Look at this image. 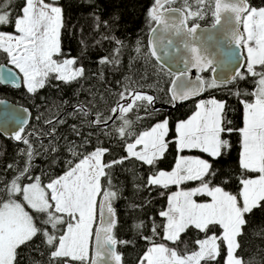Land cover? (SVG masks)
Masks as SVG:
<instances>
[{"label":"snow or ice","instance_id":"1","mask_svg":"<svg viewBox=\"0 0 264 264\" xmlns=\"http://www.w3.org/2000/svg\"><path fill=\"white\" fill-rule=\"evenodd\" d=\"M12 3L0 0V86L23 87L35 97L45 88L79 83L85 68L79 57L63 52L65 17L59 0H22L15 15L6 10ZM209 16L210 29H203L199 21ZM147 20L150 38L144 55L168 77L167 102L175 107L193 101V113L172 127L165 117L133 131L128 114L135 112L136 120L142 118L141 109L151 115L158 98L125 83L106 110L79 102L65 114L80 120L70 125L79 143L66 136L63 144L57 139L58 125L67 123L60 106L43 120L47 129L31 125L27 108L10 125L0 123V136L24 145L18 149L22 163L13 161L4 169L11 170V178L0 174V264H20L22 250L42 258L31 257L30 264H124L118 246L135 244L116 235V203L122 197L114 177L118 167L139 181L133 185L137 192H155L166 200L156 216L132 225L145 241L136 264H264V248L243 254L249 234L264 236V222L252 220L264 214V6L250 0H153ZM95 21L97 30L108 27V21ZM104 39L117 47L99 63L119 64L123 42L114 36ZM170 51L182 65L175 71L165 66ZM136 52H141L139 46ZM193 71L199 74L193 77ZM242 81L251 89H242ZM228 85L243 107L239 128L227 119L226 101L196 99ZM5 103L0 99V105ZM234 133L239 137V174L230 190L229 180H220L214 165L231 152ZM106 140H115L124 155H111L103 146ZM170 148L174 159L165 170L159 165ZM38 156L49 163L35 174ZM61 163L63 170L54 174L53 166ZM138 168L146 169V177L139 176ZM151 203L129 207L143 209Z\"/></svg>","mask_w":264,"mask_h":264},{"label":"trees","instance_id":"2","mask_svg":"<svg viewBox=\"0 0 264 264\" xmlns=\"http://www.w3.org/2000/svg\"><path fill=\"white\" fill-rule=\"evenodd\" d=\"M255 6L259 4V0H250ZM22 0H13L6 10L15 15L18 5ZM153 0H59V4L64 8L65 29L62 31L61 41L62 49L66 56L79 57L78 63L85 68V77L79 83L72 85H62L61 89L45 88L40 90L35 97L31 96L22 87L15 89L10 86H0V97H6L14 102L23 104L29 107L32 111L31 125L36 128L47 129L48 125L43 124V120L53 115L59 107L61 118L66 119L67 123L58 125L57 139L61 144L64 143L62 137L66 136L70 140L80 142L70 129V125L79 124L80 120L71 115H65L73 111V106L79 102H94L96 107L107 109L112 106L116 99V94L121 90L125 83H130L132 87L138 90L147 92L157 96L155 105L157 111L151 115H146L141 109L139 115L140 120L135 119L136 113H130L129 118L134 120L133 131H144L156 122L167 117L170 121V127L174 126L177 120L187 119L194 111L195 105L193 101L179 103L172 108L163 107L170 105L168 101L167 88L168 77L160 72L155 64V61L146 58L144 53L147 51L149 25L147 20V11ZM179 6V5H177ZM95 17H99L101 21H108V27L101 25L99 30L95 27ZM202 25H210L211 17H205L199 21ZM4 31L11 32V27H5ZM115 37L122 41L121 51L119 55L120 63L117 65L100 64L101 57H111L113 49L117 47L114 40L104 39V37ZM139 42V45H138ZM139 46L141 52L137 53L136 48ZM3 58L0 57V63ZM208 77L209 73L202 74ZM127 78V79H126ZM151 86V87H150ZM231 85L221 89H212L203 93L198 99H207L214 96L218 100L227 102V119L231 120V126L239 128L243 121V107L238 98L230 95L229 89ZM242 89L250 90L252 85L248 82H240ZM164 91L161 92L160 89ZM61 101H68L67 104L61 105ZM171 106V105H170ZM51 109V112L48 111ZM40 116V121H36V117ZM90 129H84L85 132ZM171 135V133H170ZM47 137L44 138V143H48ZM93 144L87 145L88 151L92 149L95 143V135L92 137ZM239 137L235 133L231 136L233 148L231 152L220 159L214 166L219 169V179L229 180V189L236 188V176L239 174L238 169V153H239ZM105 147H109L111 155L121 156L124 152L121 146L115 140L105 141ZM24 145L17 144L14 141L0 136V174L5 178L10 179L12 176L11 170L4 172L7 164L13 161L22 163L18 156V149ZM64 158H67V153H64ZM111 156H106L109 159ZM174 159V153L170 148L169 154L160 163L159 167L165 170L170 169ZM49 163V160L44 156H38L34 164L36 166L35 174L44 169ZM63 170V164L53 166L54 174H59ZM141 178L146 177L147 172L144 168L136 169ZM114 177L118 180L121 186L122 197L116 203L117 214L119 216V224L116 229L118 239L132 240L135 247L132 245L118 246V251L123 253L124 264H136V259L139 253L145 248V241L139 238L132 225L138 219L148 221V217L156 216L166 203L164 197L156 195L155 192L140 191L137 192L133 187L138 183L132 173L121 171L118 167L114 171ZM174 190V189H173ZM152 200L150 205H145L143 209H133L129 207L132 203H144L145 200ZM256 225L264 222V214L257 213L252 218ZM38 243V241H37ZM257 248H264V236L247 237L246 248L244 251L245 257L257 251ZM31 257L42 259L38 253L32 252ZM31 257L29 250H22L19 256L20 264H30Z\"/></svg>","mask_w":264,"mask_h":264},{"label":"water","instance_id":"3","mask_svg":"<svg viewBox=\"0 0 264 264\" xmlns=\"http://www.w3.org/2000/svg\"><path fill=\"white\" fill-rule=\"evenodd\" d=\"M210 26H211V24L210 25H202L201 24V27L203 29H210ZM149 38H150V33L148 36V42H149ZM173 55H175L174 51H170L168 57H165L164 62H165L166 68L170 66V67H172L173 71H175L177 68L182 67V65H178L172 60ZM198 74L199 73H196L195 71H193V77L195 75H198ZM200 97H197L196 99H198ZM0 99L6 101V103L4 105H0V123H3L5 125H10V123L13 119V116L16 115L21 108L29 109V111L31 112V117H32V111L29 107H27L23 104L14 102L13 100L6 98V97H0ZM163 107L172 108V106H170V105L169 106L163 105Z\"/></svg>","mask_w":264,"mask_h":264},{"label":"rangeland","instance_id":"4","mask_svg":"<svg viewBox=\"0 0 264 264\" xmlns=\"http://www.w3.org/2000/svg\"><path fill=\"white\" fill-rule=\"evenodd\" d=\"M260 2H259V4L258 5H260V6H264V0H259ZM256 6V5H255Z\"/></svg>","mask_w":264,"mask_h":264}]
</instances>
